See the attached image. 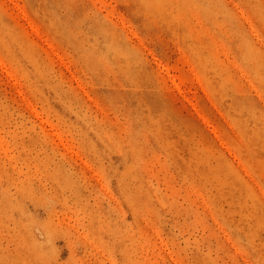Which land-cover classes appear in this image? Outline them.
<instances>
[{"label":"rangeland","instance_id":"rangeland-1","mask_svg":"<svg viewBox=\"0 0 264 264\" xmlns=\"http://www.w3.org/2000/svg\"><path fill=\"white\" fill-rule=\"evenodd\" d=\"M0 264H264V0H0Z\"/></svg>","mask_w":264,"mask_h":264}]
</instances>
